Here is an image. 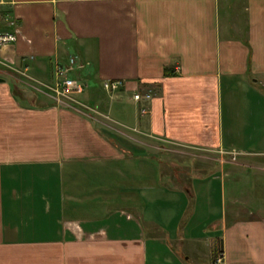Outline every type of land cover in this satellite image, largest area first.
<instances>
[{"label": "crops", "instance_id": "1", "mask_svg": "<svg viewBox=\"0 0 264 264\" xmlns=\"http://www.w3.org/2000/svg\"><path fill=\"white\" fill-rule=\"evenodd\" d=\"M0 30L17 33L0 50V264H264V0H0ZM71 57L85 106L227 156L178 166L48 93L16 95L14 73L52 85Z\"/></svg>", "mask_w": 264, "mask_h": 264}, {"label": "rangeland", "instance_id": "2", "mask_svg": "<svg viewBox=\"0 0 264 264\" xmlns=\"http://www.w3.org/2000/svg\"><path fill=\"white\" fill-rule=\"evenodd\" d=\"M14 75L22 78L25 81V82L20 83V87H18L19 89L18 88L17 89L15 88V89L18 92V93H16V95H18L20 97L22 96L21 98L26 103H27V101L30 102L34 96H38V97L43 96L44 98H46L48 100L51 99V97H49L47 95V93L51 94V92L47 88H45V86H42L40 84H37L35 82L30 81L25 73H14ZM28 82H30L32 85L28 84ZM47 86H49V85H47ZM92 89L93 88L89 84V88L87 89V91H85L82 94L74 96L75 99L78 100V102L82 103V105L79 104V106L77 108L81 109V110L82 109L86 110L91 115H93V117L96 116V119H99V122H98L99 125H103L104 127L111 129V131H113L119 135H121V132L124 133V135H122L123 137L121 136L123 138V140L126 141V143H128L130 146H136L138 148H144L146 151L147 157H157L163 161H167V160L173 161L175 163H178V166L183 165V164H186L187 166L188 165L192 166V163L195 164L198 162H215V161L217 162V161H219V159L221 157L225 158L224 156H227V155H224L223 153H219L216 151L199 150V149L186 147L183 145H179V144H175V143H171V142H167V141L154 139V138H151L149 136L143 135L141 133L137 134V132L135 130L133 131L132 129H129V128L111 120L109 118V116H105L103 114V112H101L102 110H104V106L103 107L101 106V109H102L101 111L97 110L92 105H89L90 107H92V109L88 106H84L85 104H84L83 100L86 101V97H87V95H89L90 92H92ZM125 90L126 89L124 88V89L117 91V92L111 93V92L106 91V93L108 95H111V96L114 94H117L116 97H118L120 95H123ZM135 91L136 92H138V91L139 92H146V93L148 92L150 94L151 98L154 95L152 88H143L142 89V88H139V86H138V89L136 88V90H133L130 93L128 92V97H129L130 101H132V103H134V106L136 107L137 110H139L138 109L139 108L138 103H136L135 100L133 99V96L136 93ZM12 92H13V90H12ZM86 92H87V94H86ZM150 100H146V102H144L145 106L147 105V103H149ZM53 101L55 102V100H53ZM60 106H63V105H60ZM96 111H98V113H96ZM242 149H244V148H242ZM247 149L253 150L256 148L247 147ZM244 150H246V149H244ZM234 154L235 153H232V156H231L232 159H234ZM239 154H237V155H239ZM231 157H227V158H231ZM245 157H247V156H245ZM240 158H242V157H240ZM146 163H147V166L150 164V163H148V161ZM237 167L241 169V173H239L238 176H241V178L244 179V181H246L247 179L252 177V174L250 173V171L247 170L246 167H243V166H237ZM179 170H180V168H179ZM156 172H157V167H156ZM156 180L158 181V178ZM157 183H160V181H158ZM157 185H159V186H154V187H156L158 189L157 191H160V192H164L163 190L165 187H167L168 191L173 189L172 185L168 186V185L163 184L162 186H165V187H162L161 184H157ZM170 188H172V189H170ZM170 193L171 192L167 193V195ZM146 197H147V202H149V197L147 194H146ZM161 205L162 204L157 205L156 208H160Z\"/></svg>", "mask_w": 264, "mask_h": 264}, {"label": "built area", "instance_id": "3", "mask_svg": "<svg viewBox=\"0 0 264 264\" xmlns=\"http://www.w3.org/2000/svg\"><path fill=\"white\" fill-rule=\"evenodd\" d=\"M17 39L16 31H2L0 30V50L15 42ZM0 65L8 67L0 59ZM83 65L78 64L75 57L69 58V61L66 65L56 64L54 68V83L49 86H45L51 94L50 96L55 100L56 103L66 106V107H78L79 104L75 99V95L82 94L85 90L88 89V84L78 78H73L69 76V73L78 67ZM125 81L122 79H113V80H104L102 82V87L107 92H117L125 88ZM136 92V91H135ZM133 99L138 103V109L140 113H146L147 105L145 106L146 100H150L151 96L147 92H136L133 96ZM85 106V105H84ZM215 262L218 264L222 263V255L220 252L217 253Z\"/></svg>", "mask_w": 264, "mask_h": 264}, {"label": "trees", "instance_id": "4", "mask_svg": "<svg viewBox=\"0 0 264 264\" xmlns=\"http://www.w3.org/2000/svg\"><path fill=\"white\" fill-rule=\"evenodd\" d=\"M169 72L165 71V75L168 74ZM141 90V89H140Z\"/></svg>", "mask_w": 264, "mask_h": 264}]
</instances>
